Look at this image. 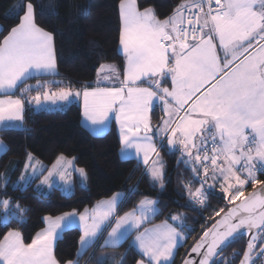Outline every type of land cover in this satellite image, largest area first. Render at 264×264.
Returning <instances> with one entry per match:
<instances>
[{
	"label": "snow or ice",
	"instance_id": "6c2138e0",
	"mask_svg": "<svg viewBox=\"0 0 264 264\" xmlns=\"http://www.w3.org/2000/svg\"><path fill=\"white\" fill-rule=\"evenodd\" d=\"M214 3L217 6L214 13L213 0L181 3L173 15L160 20L153 8L141 11L136 0H120L119 44L127 58L124 79L119 87H100L98 80V86L85 85L82 92L84 115L94 131H101L113 117L119 123L123 154L135 149L137 157L143 153V163L148 165L150 153L158 157L154 136L162 137L161 147L166 138L170 151L179 143L187 157L181 162L191 165L196 175L203 169L201 187L194 192L189 190L191 201L206 206L207 195L213 194L214 188L212 184L204 187L209 178L223 180L221 192L230 203L240 200L238 206L230 208L222 219L206 229L192 247L191 252L201 257L198 264H220L216 257L242 232L264 231V180L257 178V172L264 174V0H214ZM19 7L23 15L16 14L13 18L20 23L0 43V97H3L0 130L19 126L16 122L24 120L26 102L42 109L45 101L70 104L81 95L70 87L51 93L45 90L41 95L39 89L46 88V84L26 85L34 76L59 73L51 33L36 25L31 2L21 3ZM192 7L198 13H191ZM105 70L116 72L113 65H101L100 71ZM143 78L152 83L138 86L137 82L143 83ZM169 78L171 87L162 88L161 81L167 83ZM103 80H110V76H103ZM33 90L37 95L28 99L26 94ZM156 101L162 102L168 118L154 130L149 112ZM7 150L6 145L0 144V155ZM156 163L153 161L146 171L153 182L160 181L163 187V164L155 166ZM30 166L26 164L25 168ZM79 172L86 179L84 169ZM243 173L246 175L242 178ZM35 174L34 170L32 176ZM31 178L21 176V181L28 183ZM8 182L9 178L4 177L5 185ZM42 183H48V178ZM248 184L253 191L245 196ZM20 186V182L14 185ZM118 199L119 196H114L102 201L91 216H79L83 226L80 249L76 259L66 264H79L84 251L103 236L113 220L115 227L102 247L120 246L150 218V213L158 212L154 207L157 201L145 199L139 205V215L134 210L117 219ZM0 206L5 210L0 225L7 226L12 219L25 222L22 214L27 209L19 204L13 208L10 199H0ZM221 212L223 208L215 215L220 216ZM75 216L73 212L45 217L48 227L29 244L24 243L19 231L7 232L0 240V264H58L53 255L54 242L75 222ZM171 218L181 219L175 215ZM257 239L258 234L251 236L240 264H256L264 258V237H260L261 248L253 258ZM183 242L186 236L165 223L140 232L130 248H138L147 257V264H173L174 250ZM107 259L100 258L97 264H105ZM123 261L124 257L121 264ZM137 264L145 261L142 259Z\"/></svg>",
	"mask_w": 264,
	"mask_h": 264
},
{
	"label": "trees",
	"instance_id": "16d2710c",
	"mask_svg": "<svg viewBox=\"0 0 264 264\" xmlns=\"http://www.w3.org/2000/svg\"><path fill=\"white\" fill-rule=\"evenodd\" d=\"M184 1L136 0V3L140 10L151 7L158 19H165ZM26 2L34 6L35 23L52 35L59 75L39 76L49 81L48 86L78 88L92 85L98 68L108 62L115 63L118 70L123 71L124 59L119 51L120 0H0V27L3 28L0 42L19 23V19L13 17L23 14L19 6ZM150 114L152 122H158L162 115L160 107H154ZM0 139L8 149L0 155V199H10L13 208L19 204L28 210L22 214L24 223L12 219L7 226L0 225V240L8 230H17L24 243H29L43 228L45 215L81 211L101 198L122 192L125 197L118 213L134 208L143 198L156 199L158 212L145 224L164 219L172 222V216L182 214L177 227L186 236V242L176 249L172 261L180 264L193 242L219 217L215 213L221 208L226 211L236 202L230 203L221 191L215 189L213 194L207 195L206 206L191 201L185 192L186 179L176 175L179 152L166 151L161 144L158 151L165 161L163 187L161 182H153L136 159L120 157V140L114 122L104 133L93 134L82 124L81 106L77 102L40 110L26 102L22 126L0 130ZM28 154L43 162L44 172L59 156L71 158L77 167L84 169L88 185L83 186L73 176L69 193L52 187L45 194L35 187L39 175L23 187H14ZM4 177L9 178L7 185ZM257 178L264 180V174L257 172ZM178 187L183 191L179 192ZM251 189V184L246 185L245 194ZM2 208L0 206V216L4 213ZM80 234L77 227L62 232L53 249L58 263L76 259ZM130 244L131 236L117 247H89L79 264H97L104 257L108 258L105 264H121L122 257L123 264H136L142 257L135 248H130ZM246 244V237L240 234L216 259L220 264H228L229 261L238 264Z\"/></svg>",
	"mask_w": 264,
	"mask_h": 264
},
{
	"label": "crops",
	"instance_id": "0c3cea01",
	"mask_svg": "<svg viewBox=\"0 0 264 264\" xmlns=\"http://www.w3.org/2000/svg\"><path fill=\"white\" fill-rule=\"evenodd\" d=\"M192 2V0H186V1H184V2H182V3H191ZM27 3V2H26ZM25 3V4H26ZM120 4V3H119ZM120 9V8H119ZM177 9V8H176ZM175 9V10H176ZM174 10V11H175ZM174 11H173V13H174ZM173 13L171 14V15H173ZM23 15V14H22ZM21 15V16H22ZM170 15V16H171ZM169 17V16H168ZM19 23H20V20H19ZM18 23V24H19ZM17 24V25H18ZM17 25H15V26H17ZM37 25V24H36ZM15 26H13V27H15ZM38 26V25H37ZM12 27V28H13ZM39 27V26H38ZM41 28V27H40ZM11 30V29H10ZM10 30H9V32H10ZM46 31V30H45ZM9 32L5 35V36H7L8 34H9ZM47 32V31H46ZM4 36V37H5ZM4 37H3V39H4ZM3 39L1 40V42L0 43H2L3 42ZM218 42V41H217ZM120 44H119V51H120ZM120 53L122 54V56H123V59H124V68H123V71L122 72H120L119 70H118V67H117V65L115 64V63H113V62H108V63H104V64H102V65H113V66H115V69H116V72L115 73H110V72H108V71H100V69H101V66L98 68V70H97V73H96V76H95V79H94V81H93V83H92V85H90L91 87H96V86H98L97 85V81L98 80H100L101 82L99 83V86L100 87H112V86H116V87H119L120 86V81H123V79H124V72H125V69H126V67H127V58H126V56L122 53V51H120ZM55 54V53H54ZM99 73V74H98ZM46 75H51V74H45V75H37V76H34V77H37V78H35V79H32L31 81H27L26 82V85H31V86H36L37 84H40V85H45L46 84V88H41V89H39V91H40V93H41V95H42V93H43V91H45V90H50V93L51 92H53V91H58L59 90V88H61V87H59V88H55V87H53V86H48L47 85V83L46 82H49L48 80H46V78H42V77H39V76H46ZM105 75H109L110 76V80H108V81H104L103 80V76H105ZM144 79V82L143 83H141V82H137V85L138 86H141V87H147V86H149V84L150 83H152V81H149L147 78H143ZM155 79V78H154ZM23 87V86H22ZM161 87L163 88V87H171V80H170V78L168 79V82L167 83H165V82H163V81H161ZM83 88H84V86H82V87H78V88H71V90L73 91V92H76V91H80L81 92V95L79 96V97H76V98H74L73 99V101L72 102H77V103H79L80 104V106H81V122H82V124L90 131V132H92L93 134H102V133H104L107 129H108V127H109V125H110V123L111 122H114V124H115V127H116V131H117V134H118V137H119V140H120V148H119V155H120V157H122V158H134V159H136L139 163H141L142 165H143V167H144V170H145V173L151 178V174H150V172L149 171H146V169H148V168H150V167H152L153 166V161H156L157 163H156V165L155 166H159V164L162 162V164H163V168H162V171H163V173L165 172V161H164V158H163V155H162V153L160 152V154H159V151H158V147H159V145L161 144H159L158 142H159V139H160V137H157V136H154L153 137V139H154V141L156 142V148H157V152H158V157H157V154L156 153H150L149 154V164L148 165H145L144 163H143V153H141L140 154V156L139 157H137V155H136V152H135V149H128L127 150V155H125V154H123L122 153V148H124V144L122 143V140H121V129H120V125H119V123L115 120V118L113 117L112 119H111V121L106 125V126H103L102 127V130L101 131H94L93 130V127L94 126H92L91 124H90V122L87 120V118L85 117V115H84V101H83V95H82V92H83ZM153 90H156L155 88H154V86H153ZM17 95H20V93H19V91H17V93H16ZM28 95H30L31 97H34L35 95H37V91L36 90H33V91H31V92H29V93H27ZM26 94V95H27ZM29 96V97H30ZM0 98H3V97H0ZM15 98V97H14ZM27 98H28V96H27ZM29 99V98H28ZM44 103V108H42V109H56V108H61V107H64V106H66V105H68V104H57V103H53V102H50V101H45V102H43ZM56 105H58V106H56ZM30 106H32L35 110H40V109H36V105L33 103V104H31ZM156 106H158V107H160V109H161V113H162V115H161V117H160V119H159V121L158 122H152V120H151V114H150V112H149V119H150V126L155 130L156 129V127L158 126V125H160L161 123H162V120L163 119H166L167 118V114L165 113V111L163 110V104H162V102H160V101H156L155 102V104H154V107H156ZM153 107V108H154ZM173 119H175V117L173 116ZM19 126L18 127H21L22 126V122H16ZM247 131V130H246ZM141 135H143V133H141ZM149 135H152L151 133H149ZM167 140V139H166ZM166 140L164 141V149L166 150V151H170L169 149L171 148V146H167V145H165L166 144ZM158 143V144H157ZM0 144H3L4 145V143H3V141L0 139ZM172 151H178L179 152V154H178V166H177V172H176V175L178 176V178H182V179H186V180H184V182H186V183H184V184H187V185H189L190 186V188L189 187H186L185 188V192H186V194L189 196V190H191V191H195V189L196 188H200L201 187V182L203 181V179H204V176H203V169H201L200 170V173H199V175H196V174H194L192 171H191V165H189V166H185V164H183L181 161L183 160V159H186L187 157H186V155L184 154L183 155V153L182 152H180L179 151V148H178V146L176 145V147H175V149L174 150H172ZM194 152V151H193ZM70 162V163H69ZM26 164H33L34 165V167L36 168L35 169V176L33 177L32 176V173L33 172H31L29 175H27V176H29V177H32L31 178V180H30V182H28V183H24L23 181H21V176H24V172H25V170H26V168H25V165ZM25 165H24V167H23V171H22V174L20 175V177L18 178V180L16 181V182H20V187H23V186H25V185H27V184H29V183H31L37 176H39L40 175V177H39V179L36 181V183H35V187L37 188V190H39L40 192H42V193H48L49 192V190L52 188V187H59V188H61L64 192H67V193H69L70 191H71V189H72V181H73V176H75L76 178H77V180L83 185V186H87L88 185V177H87V174L85 173V171H84V173L86 174V179L84 178V177H82L81 176V173L79 172V169H81L80 167H77L75 164H74V162H73V160L71 159V158H67V157H62V156H59L56 160H55V162L44 172V168H45V166H44V164L38 159V158H36L35 156H33L32 154H28L27 156H26V160H25ZM237 167H239V165H237ZM50 173H51V175H50ZM61 174L63 175V179L61 178ZM54 176H56V178L54 177ZM45 177H47L48 178V183H42V181H43V179H45ZM242 178H243V176H242ZM158 182H160V181H158ZM233 183H234V181H232ZM179 183V182H178ZM221 183H224L223 182V180H220L219 182H217V181H215V180H213V179H211V178H209L208 179V181H207V183L206 184H204V187L205 188H207L208 187V185L209 184H212V185H214V188L212 189V190H219V191H221V187H220V185H221ZM16 184V183H15ZM49 185H51V186H49ZM224 186L226 187L227 186V184H224ZM178 191L179 192H181V191H183V189H182V187H178ZM114 196H119V199H118V201H117V210H116V213H115V217L118 219V218H120V217H123V216H125L127 213H130V212H133L134 210H137V212H136V214L137 215H139V211H138V208H139V205H140V203H141V201H143V200H145V199H150V200H154V201H156V199H154V198H150V197H146V198H143V199H141L140 201H139V203L134 207V208H132V209H130V210H127V211H124V212H122V213H118V210H119V208H120V205H121V203H122V201L124 200V197H125V195L122 193V192H115V193H113L112 195H110V196H108V197H105V198H101V199H99V200H97L95 203H93L91 206H88V207H85L84 209H82L81 211H75V210H72V211H67V212H63V213H61V214H59V215H56V216H49V215H45L44 217H43V221H44V226H43V228H41L39 231H37L36 232V234L37 233H39V232H41V231H43V230H45L47 227H48V221H46L45 220V217H52V218H55V217H59V216H63L64 214H66V213H73V212H75L76 213V216H75V218H74V220H75V222L71 225V226H69V227H67V228H70V227H77L79 230H80V237L83 235V226H82V224H81V222H80V220H79V216L80 215H88V216H91V215H93L94 214V212H93V210L96 208V206L97 205H99L102 201H106V200H109V199H111L112 197H114ZM190 199V198H189ZM154 207H156V208H158L157 207V204L154 206ZM3 209V208H2ZM4 210V209H3ZM5 211V210H4ZM156 214V213H155ZM154 214V215H155ZM153 214H149V219L148 220H146L141 226H140V228L139 229H134L132 232H131V234L129 235V236H131V242H133V241H135V238H136V236L140 233V232H143L145 229H155V228H157L158 226H162V225H164L165 223H167L169 226H171V227H174V228H176L177 229V231L178 232H181L180 231V229L177 227V225H180V223L181 222H179V221H177V220H173L172 222L171 221H168V220H166V219H164V220H160V221H157V222H154V223H151V224H145V223H147V221H149L153 216H154ZM176 215H178L181 219H182V214H176ZM88 223H91V220L89 219L88 220ZM112 227H115V221L113 220L112 222H111V225L107 228V230L106 231H104V233H103V236L93 245V247H96V246H99V247H102V245H104V240L108 237V234L111 232V229H112ZM67 228H65V229H67ZM9 231H17V230H8L7 232H9ZM6 232V233H7ZM5 233V234H6ZM182 233V232H181ZM4 234V235H5ZM36 234L33 236V238L32 239H34L35 238V236H36ZM183 234V233H182ZM128 236V237H129ZM3 239V237L1 238V240ZM32 242V240L29 242V243H31ZM56 242V241H55ZM55 242H54V245H55ZM29 243H26V244H29ZM184 243V242H183ZM182 243V244H183ZM54 245H53V249H54ZM107 247H112V246H107ZM80 249V239H79V243H78V249H77V251ZM136 250H137V252L140 254V250L138 249V248H135ZM175 252H176V250H174V255H175ZM141 255V254H140ZM141 259L140 260H144L145 261V264H147V257H143L142 255H141ZM174 258V257H173ZM173 258H172V261H173ZM140 260H138V261H140ZM137 261V262H138ZM137 262H136V264H137ZM58 264H60V263H58ZM63 264H66V262L65 263H63Z\"/></svg>",
	"mask_w": 264,
	"mask_h": 264
},
{
	"label": "water",
	"instance_id": "95a60500",
	"mask_svg": "<svg viewBox=\"0 0 264 264\" xmlns=\"http://www.w3.org/2000/svg\"><path fill=\"white\" fill-rule=\"evenodd\" d=\"M257 190H259V189H257ZM253 191V189H251L247 194H245V196H247L250 192H252ZM240 204V200H238V201H236L231 207H229L226 211H224L218 218H216L215 220H214V222L216 221V220H220V219H222V217L228 212V210L230 209V208H234V207H236V206H238ZM214 222H212L206 229H208L209 227H211L212 226V224L214 223ZM205 229V230H206ZM204 230V231H205ZM203 231V232H204ZM203 232L200 234V236L193 242V244L190 246V248L188 249V251H187V253L184 255V257H183V259L181 260V262H180V264H185V261H189V264H198V261H199V259L201 258L197 253H193V252H191V249H192V247L194 246V245H196V243H197V241L199 240V238L203 235ZM242 234V233H241ZM242 235H244V234H242ZM245 236V235H244ZM246 237V236H245ZM246 241H247V244H248V239L246 238ZM247 244H246V246H245V248H244V251H243V254H242V257H241V259H240V261H239V263L238 264H240V262H241V260L243 259V255H244V252L245 251H247ZM261 248V247H260ZM201 252L202 251H204V249H201L200 250ZM260 251V250H259ZM255 257H256V255H255ZM254 257V258H255ZM217 258V257H216Z\"/></svg>",
	"mask_w": 264,
	"mask_h": 264
},
{
	"label": "rangeland",
	"instance_id": "374dc122",
	"mask_svg": "<svg viewBox=\"0 0 264 264\" xmlns=\"http://www.w3.org/2000/svg\"><path fill=\"white\" fill-rule=\"evenodd\" d=\"M28 3V2H27ZM119 6H120V4H119ZM141 11H143V10H141ZM119 12H120V9H119ZM166 19V18H165ZM160 20H164V19H160ZM120 51H122L121 50V46H120ZM151 84V83H150ZM155 88V87H154ZM47 91H49L50 92V90H47ZM26 96H28V98L30 99L31 98V96L30 95H26ZM30 96V97H29ZM51 102V101H50ZM57 104H66L65 102H63V101H57L56 102ZM56 106H58V105H56ZM167 118H168V115H167ZM166 118V119H167ZM161 139H162V137H160V139H159V144L161 143ZM173 139H176V137H173ZM166 140V138H164L163 139V142ZM165 145H167V146H169L168 144H167V140H166V144ZM177 146H178V148H179V151L180 152H182L183 153V149L181 148V146H180V144L179 143H177ZM194 152H195V150H193ZM159 154H160V152H159ZM161 155V154H160ZM184 155V154H183ZM253 155H255V153L253 152ZM63 157V156H62ZM43 163V162H42ZM45 166V165H44ZM36 168L34 167V165L33 164H31V166L30 167H28L26 170H25V172H24V176H27V175H29L31 172H33L34 170H35ZM45 169V168H44ZM82 169V168H81ZM246 175V173H243L242 174V176H245ZM55 178H56V176H54ZM43 181H44V179H43ZM227 198V197H226ZM175 216H178V215H175ZM177 221H179V222H181L182 221V219H178ZM262 231H260V232H258V230H257V233L256 234H258L259 235V233H261Z\"/></svg>",
	"mask_w": 264,
	"mask_h": 264
},
{
	"label": "flooded vegetation",
	"instance_id": "af4514ba",
	"mask_svg": "<svg viewBox=\"0 0 264 264\" xmlns=\"http://www.w3.org/2000/svg\"><path fill=\"white\" fill-rule=\"evenodd\" d=\"M260 237H264V231H262L261 233H259L258 235V239L256 241V248L253 251V258L255 257V255L259 252L260 247H261V243H260ZM256 264H264V258L258 259L256 261Z\"/></svg>",
	"mask_w": 264,
	"mask_h": 264
},
{
	"label": "built area",
	"instance_id": "2783aa9c",
	"mask_svg": "<svg viewBox=\"0 0 264 264\" xmlns=\"http://www.w3.org/2000/svg\"><path fill=\"white\" fill-rule=\"evenodd\" d=\"M205 10L207 11V7L205 8ZM216 10H217V6L215 5L214 0H213V4H212V11H213V13H214ZM190 11H191V13H198V9L195 8V7H192V8L190 9ZM185 15L187 16L188 13L186 12ZM201 16H202V14H201ZM185 27H187V24L185 25Z\"/></svg>",
	"mask_w": 264,
	"mask_h": 264
},
{
	"label": "bare ground",
	"instance_id": "6f19581e",
	"mask_svg": "<svg viewBox=\"0 0 264 264\" xmlns=\"http://www.w3.org/2000/svg\"><path fill=\"white\" fill-rule=\"evenodd\" d=\"M256 233L257 230H253V232H242V234H244L248 240H250L251 236Z\"/></svg>",
	"mask_w": 264,
	"mask_h": 264
}]
</instances>
